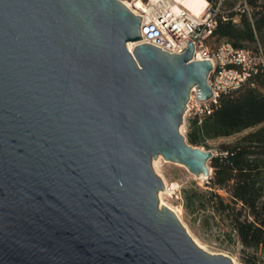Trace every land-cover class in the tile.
I'll use <instances>...</instances> for the list:
<instances>
[{
  "label": "water",
  "instance_id": "water-1",
  "mask_svg": "<svg viewBox=\"0 0 264 264\" xmlns=\"http://www.w3.org/2000/svg\"><path fill=\"white\" fill-rule=\"evenodd\" d=\"M141 21L122 0H0V264H235L160 205L153 166L212 175L181 131L212 60L141 42Z\"/></svg>",
  "mask_w": 264,
  "mask_h": 264
},
{
  "label": "trees",
  "instance_id": "trees-1",
  "mask_svg": "<svg viewBox=\"0 0 264 264\" xmlns=\"http://www.w3.org/2000/svg\"><path fill=\"white\" fill-rule=\"evenodd\" d=\"M215 1V0H211ZM252 15L240 14V21L218 17L214 30L218 40H226L236 47H248V43L264 46V0H247ZM236 12H231V16ZM191 119L188 139L194 145H206L207 140L234 137L223 141L210 160L213 173L208 178L206 191L198 188L183 190L184 207L188 209L212 206L216 211L228 210L233 227L244 233L253 227L244 213L254 205V169L250 158L264 155V66H259L238 89L223 94L215 110L201 123ZM219 189L230 192L233 202H242L237 212L225 203Z\"/></svg>",
  "mask_w": 264,
  "mask_h": 264
},
{
  "label": "built area",
  "instance_id": "built-area-1",
  "mask_svg": "<svg viewBox=\"0 0 264 264\" xmlns=\"http://www.w3.org/2000/svg\"><path fill=\"white\" fill-rule=\"evenodd\" d=\"M122 1L142 18L141 42L162 47L169 53H182L189 48L190 42H194V59L212 60L213 69L208 79L213 90L212 96L200 100L193 88L187 102L186 111L197 117L199 123L215 110L223 94L238 89L259 66H264V56L253 48L236 47L226 40L215 47L210 45L219 16L239 22L238 15L241 13L252 15L253 8L246 0L238 5L239 11L232 16L231 12L222 10L227 0H206L207 4L200 14L181 3L179 9H174L169 5V0H141L144 7L139 6L137 0ZM198 54L201 58L196 57Z\"/></svg>",
  "mask_w": 264,
  "mask_h": 264
},
{
  "label": "rangeland",
  "instance_id": "rangeland-1",
  "mask_svg": "<svg viewBox=\"0 0 264 264\" xmlns=\"http://www.w3.org/2000/svg\"><path fill=\"white\" fill-rule=\"evenodd\" d=\"M244 0H227L222 8L226 13L238 12V5ZM247 1V0H246ZM237 7V9H236ZM237 17V15H235ZM240 16V15H238ZM239 18V17H237ZM223 40L213 36L210 40L212 47L217 46ZM264 56V46L257 43H248ZM194 117L187 111L184 115V123L181 131L188 142V131L191 119ZM234 137L216 138L207 140L206 145H198L214 152L223 141ZM155 171L165 182L170 184V191L165 195L166 206H171L178 211L180 220L196 243L210 253H221L232 258L235 264H264V155H255L250 158V164L254 169L253 188L254 205L244 211L246 217L252 222L253 227L244 233L236 230L230 219L228 210L216 211L212 206L205 208L186 209L184 207L183 190L185 188H198L200 190L211 189L207 182L208 178H199L191 173L185 165L166 160L162 155ZM166 185V184H165ZM225 203H230L237 212L242 202H233L230 192L226 189H219ZM168 206V207H169ZM174 211V210H173Z\"/></svg>",
  "mask_w": 264,
  "mask_h": 264
},
{
  "label": "bare ground",
  "instance_id": "bare-ground-1",
  "mask_svg": "<svg viewBox=\"0 0 264 264\" xmlns=\"http://www.w3.org/2000/svg\"><path fill=\"white\" fill-rule=\"evenodd\" d=\"M183 4L186 7H188L189 9H191L192 11H194L197 14H200V12L202 11L203 7L207 4L206 0H169V5H171L174 9H179L180 5L179 4ZM127 4L129 5V3L127 2ZM137 4L139 6L144 7V3L141 0H137ZM134 47V43H129V48L132 50ZM197 58H201V55L198 54L196 56ZM161 157L159 159H154V166L155 168L158 167L159 161H160ZM199 178H205L204 175H200ZM165 188L162 189L159 192V197H160V205H167V203L165 202V195L169 193L170 191V184H168L167 182H165ZM169 206V205H168ZM169 208H171L172 210H174L177 215L180 217L179 213L177 210H175L174 208H172L171 206H169ZM197 241V240H196ZM198 242V241H197Z\"/></svg>",
  "mask_w": 264,
  "mask_h": 264
}]
</instances>
